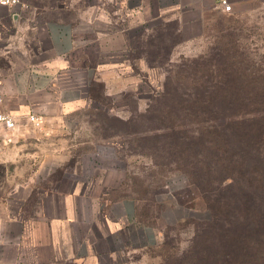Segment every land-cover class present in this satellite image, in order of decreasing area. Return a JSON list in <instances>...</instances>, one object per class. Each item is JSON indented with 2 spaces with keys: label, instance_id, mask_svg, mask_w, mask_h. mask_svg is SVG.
I'll return each mask as SVG.
<instances>
[{
  "label": "rangeland",
  "instance_id": "374dc122",
  "mask_svg": "<svg viewBox=\"0 0 264 264\" xmlns=\"http://www.w3.org/2000/svg\"><path fill=\"white\" fill-rule=\"evenodd\" d=\"M134 5L129 0L77 3L71 14L77 36L74 55L79 66L94 71L89 78L78 74L90 100L27 135L30 157L17 163L19 168L0 163V201L28 181L26 175L11 178L15 169L38 173L35 186L66 189L90 179L99 167L112 169L116 172L108 183L118 190L111 197L136 199L145 238L156 236V241L138 246L131 231L129 254L114 261L102 254L101 264H227L224 246L247 223L241 217L242 196H253L255 189L246 187L243 178L250 172L238 175L234 156L226 171L216 166L207 171L216 148L201 142L205 135L189 141L159 132L176 120L189 128L190 116L179 113L175 104L181 92H195L192 81L228 73L264 81V0L230 13L205 4L146 19L138 18ZM123 60L127 66L111 72L110 66ZM179 80L183 89L175 83ZM231 142L236 149L235 139ZM197 150L203 152L200 162ZM250 162L251 156L247 166ZM224 174L238 181L229 190L216 181ZM97 240L102 253L104 245Z\"/></svg>",
  "mask_w": 264,
  "mask_h": 264
},
{
  "label": "crops",
  "instance_id": "0c3cea01",
  "mask_svg": "<svg viewBox=\"0 0 264 264\" xmlns=\"http://www.w3.org/2000/svg\"><path fill=\"white\" fill-rule=\"evenodd\" d=\"M82 1L22 0L15 8L0 6V91L6 110L18 121L12 133L0 127V163L19 168L17 163L30 157L24 139L39 130L30 122L31 115L43 119V129L88 104L90 96L78 74L82 71L89 78L94 71L75 61L77 36L71 18ZM129 1L136 4L138 18L145 19L205 4L221 9L217 0ZM228 1L238 7L258 0ZM118 66H127L125 60L111 65V72ZM115 172L99 167L93 177L66 189L59 184L35 186L38 173L11 171V178L26 175L28 181L18 183L11 197L0 201V264H101L102 254L114 261L129 254L131 231L138 246L154 244L156 236L145 238L136 199L111 197L118 190L108 183ZM97 236L105 248L102 253Z\"/></svg>",
  "mask_w": 264,
  "mask_h": 264
},
{
  "label": "trees",
  "instance_id": "16d2710c",
  "mask_svg": "<svg viewBox=\"0 0 264 264\" xmlns=\"http://www.w3.org/2000/svg\"><path fill=\"white\" fill-rule=\"evenodd\" d=\"M229 76L228 73L225 77L190 82L195 92L186 95L181 92L175 104L179 113L190 116L189 128L186 122L176 120V124L159 133H173L189 141L205 135L201 142L211 149L216 148L214 154L210 153L213 160L205 170L216 166L226 171L233 164L234 156L237 158L234 164L239 163L238 175L245 177L250 172L249 178H243L246 187L255 189L253 196L249 197L247 193L242 196L244 206L241 217L247 219V223L236 235L227 234L229 243L227 241V247L224 246L222 257L227 264H264V81L256 83L254 78ZM175 83L178 89H183L178 85L180 80ZM233 139L236 149L232 148ZM216 150L220 153L216 154ZM202 153L197 150L199 162ZM250 156L253 162L247 166ZM216 181L223 190H229L233 182H238L232 174H224ZM250 205L253 207L252 214Z\"/></svg>",
  "mask_w": 264,
  "mask_h": 264
},
{
  "label": "built area",
  "instance_id": "2783aa9c",
  "mask_svg": "<svg viewBox=\"0 0 264 264\" xmlns=\"http://www.w3.org/2000/svg\"><path fill=\"white\" fill-rule=\"evenodd\" d=\"M218 5L224 12H232L234 6L228 0H217ZM22 4V0H0V6L15 8ZM4 94L0 91V127L6 132H14L18 128V121L14 115L8 112L5 108ZM30 122L35 128L41 129L44 125V121L40 116L31 115Z\"/></svg>",
  "mask_w": 264,
  "mask_h": 264
}]
</instances>
